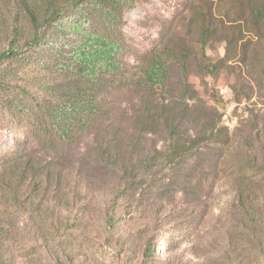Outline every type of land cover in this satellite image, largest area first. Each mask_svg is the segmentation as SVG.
Returning <instances> with one entry per match:
<instances>
[{
    "label": "rangeland",
    "instance_id": "1",
    "mask_svg": "<svg viewBox=\"0 0 264 264\" xmlns=\"http://www.w3.org/2000/svg\"><path fill=\"white\" fill-rule=\"evenodd\" d=\"M250 1L120 6L113 31L123 69L104 79L102 110L73 130L71 147L42 155L60 172V188L45 201L61 217L30 219L41 188L8 195L0 202L7 217L0 264H264V30ZM90 3L0 0L1 48L34 39L29 10L48 35L14 65L9 91L20 85L43 96L36 79L46 67L49 81H63L66 66L79 64L74 52L83 40L72 31L79 10L88 8L84 28L107 34L109 24L97 29L89 16ZM51 11L59 16L50 25ZM158 54L169 76L148 89L143 70ZM2 105L0 98V165L34 143L25 122ZM111 146L124 163L102 166L100 154Z\"/></svg>",
    "mask_w": 264,
    "mask_h": 264
},
{
    "label": "trees",
    "instance_id": "2",
    "mask_svg": "<svg viewBox=\"0 0 264 264\" xmlns=\"http://www.w3.org/2000/svg\"><path fill=\"white\" fill-rule=\"evenodd\" d=\"M90 1L91 14L89 16L93 17L94 15L98 18L97 29L105 27L106 23L109 24L105 27L108 30L107 34L98 31L90 33L89 28H84L83 14L84 10L88 8L79 10L78 14L81 17L75 19L72 17L76 23L72 31L78 34L79 39L83 40L78 42L74 52V60L79 64L72 68L70 65L66 66L67 74L63 81L58 79L49 81L51 78L48 71L52 70V67H46L43 74L40 73L36 79L43 96L37 95V93L31 94L20 85H17L15 87L17 89L13 91H9L8 88V78L10 76L17 78L16 73L19 68L17 66L14 69V65L20 64L30 57V50H26V48L39 40L47 41L48 39L47 30H41L39 15L29 10L35 29L34 39L27 41L23 46L17 45V41L14 39L8 48L0 47V92H3L0 98L3 100V110L9 113L13 119L21 118V122L26 124L27 133L34 138L31 150L20 151L17 155L6 158L1 163L0 202L5 200L8 195H13L16 198L24 196L26 193L30 194L32 187L41 188L44 198L41 202H36V208L30 218L36 223L40 221L41 216H52L58 213L56 203H52V201L47 203L45 198H49L52 188L56 187L57 190L62 184L60 172L56 170L57 166L52 161L44 162L45 157L42 155L58 153L64 147L72 146L73 130L77 126L80 128L87 126L88 121L85 119H91L103 108V103L99 102V96L105 86L104 79L108 83V77L115 78L118 71L123 69V65L117 60L120 45L114 37L113 26L118 20L120 6L128 0ZM250 3V16L254 22H259L264 30V3H259L256 0L253 2L251 0ZM58 16V12L51 11L45 17V22L50 24ZM18 32V28H15L12 34ZM207 34H211L210 30L205 29V38L208 36ZM32 57L36 58V56ZM71 73L79 77L70 79ZM143 74L147 80L146 88L151 89L158 84L165 83L169 76V68L163 63L161 55L158 54L153 56L152 63L143 70ZM81 80L85 81L86 85L82 84ZM36 146L42 147L43 151L38 153ZM111 148L106 147L105 151L100 154L99 161L102 166L111 161L116 162L117 165L124 163L123 156L118 149H113V146ZM27 179H30L28 185H26ZM59 215L61 217L60 211ZM6 218L4 214L0 213V225L6 223ZM108 223L112 224V220H109Z\"/></svg>",
    "mask_w": 264,
    "mask_h": 264
}]
</instances>
